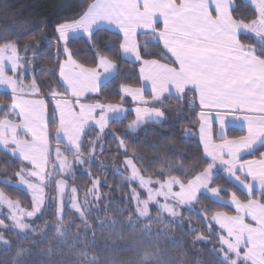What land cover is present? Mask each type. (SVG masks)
<instances>
[{
    "label": "trees",
    "instance_id": "1",
    "mask_svg": "<svg viewBox=\"0 0 264 264\" xmlns=\"http://www.w3.org/2000/svg\"><path fill=\"white\" fill-rule=\"evenodd\" d=\"M95 1L0 0V46H38L37 81L44 95L66 91L59 75L65 45L83 65L96 67L101 57L118 65V74L102 86L95 99L120 101L123 83L141 85L139 64L124 58L120 33L98 29L67 44L59 39L58 27L83 17ZM234 3L236 19L245 23L258 19L259 12L251 3ZM241 40L264 58V46L256 35L242 34ZM144 52L146 57H167L159 44L154 53ZM12 102L13 95L0 90L1 117L10 114ZM158 104L171 107L165 109L167 118L162 122L147 121L132 130V110L127 117L113 120L105 131L91 127L80 151L67 150L72 156L69 169L63 171L52 152L48 165L52 182L48 181L45 202L32 219L27 215L35 212V194L22 179L28 175L36 179L34 166L0 145V192L22 208L15 218L10 206L0 199L4 227L0 229V264H254L226 244L214 220L217 213L232 210L229 204L207 193H200L189 206L176 198L174 192L204 173L212 160L206 156L200 138L198 115L180 97L167 96ZM245 133L244 129L231 128L229 136ZM263 153L264 144L244 158L261 157ZM128 179L133 181L131 185ZM216 185L230 187L223 191L227 200L234 192L242 199L248 197L223 173L215 177ZM148 187L165 190L167 199L158 195L151 201ZM133 188L140 211H147V215L136 212ZM254 197L264 203V191L256 190ZM61 200L65 206L62 225L56 219ZM76 202L91 208L86 221L67 208ZM98 220L106 226H99ZM21 224L25 226L21 228Z\"/></svg>",
    "mask_w": 264,
    "mask_h": 264
},
{
    "label": "crops",
    "instance_id": "2",
    "mask_svg": "<svg viewBox=\"0 0 264 264\" xmlns=\"http://www.w3.org/2000/svg\"><path fill=\"white\" fill-rule=\"evenodd\" d=\"M234 6L231 1L218 0H96L83 17L60 25L58 35L67 44L75 37H89L98 29L120 33L123 56L139 64L144 83V91L123 83L120 86L123 98L129 95L133 103L144 106L146 122H162L167 118L165 107L155 106L167 96L180 97L198 118L201 113L219 112L212 120L215 126L222 122L226 129L223 143L231 145L229 152L238 160L264 144V123H251L240 117L264 110V58L242 42V34H253L248 30L251 23L236 19ZM146 34L150 35L151 53L159 44L166 59L144 55L142 37ZM65 55L59 74L65 90L68 75L82 78L84 70L97 72L93 79L98 82L92 85L89 100L119 71L116 62L107 57H101L96 67H89L78 62L70 49ZM106 71L102 78L101 73ZM154 97L156 102L151 101ZM106 102H110H103L106 106L114 104ZM115 114L116 109L110 110L104 128L92 127L107 130ZM231 128L244 129L246 133L230 137ZM251 131L256 133L254 143L243 147L240 140ZM199 133L201 136L200 127Z\"/></svg>",
    "mask_w": 264,
    "mask_h": 264
},
{
    "label": "rangeland",
    "instance_id": "3",
    "mask_svg": "<svg viewBox=\"0 0 264 264\" xmlns=\"http://www.w3.org/2000/svg\"><path fill=\"white\" fill-rule=\"evenodd\" d=\"M218 1L234 3V0ZM246 1L259 12L258 19L249 24L248 30L255 34L258 43L264 46V0ZM144 36L147 37L144 40L146 41L144 50L148 53L152 52L149 44L150 35ZM64 51L65 54L69 51L67 45H65ZM38 58L39 48L36 44H31L27 48H21L16 44L0 46V90L10 92L14 97L10 114L7 117L0 116V145L33 164L32 166L35 165L32 175L36 179H30V175L27 179H22L35 194V208L43 206L45 189L49 185L48 183L52 182V174L48 175L51 170H48L46 165L52 152H54L56 162L64 171L69 169L72 163V156L68 155L67 150L80 151L87 130L92 126L104 128L107 118H110L108 115L110 110L116 109V114L111 119L114 120L127 117L129 110L132 109L135 113V117L129 124V128L132 130L142 126L148 119L144 118V106L133 103V98L126 94L121 101L113 102V105L108 106L103 102H110L95 98L89 100L88 93L93 94L92 85L98 82L93 79L94 73H97L95 71L84 70L82 78L68 75V88L65 92L56 91L50 96L44 95L37 81ZM106 73L107 71L101 73V77L103 78ZM137 88L144 91V83H141ZM151 101L156 102V97ZM2 108L3 105L0 104V110ZM162 108L164 107L162 106ZM167 108L171 107L166 106L164 109ZM257 111L240 117L251 123H264V110ZM219 114V112L201 113L198 118V126L201 128L200 137L206 156L212 160L211 166L174 194L178 201L188 206L200 193H207L229 204L232 210H225L214 216L216 224L224 235V241L232 250L241 252L254 264H264V203L260 198L254 197L256 190L264 191V155L236 160L229 152L231 145L223 143L226 129L222 122L219 121V127V125L215 126V120H212L215 119L213 115ZM254 134L256 133L251 131L249 136H244L245 139L240 140L241 143H244L243 147L251 146L254 143ZM259 144L261 143H258V146ZM219 173H223L237 184L247 193L248 197L242 199L238 193L234 192L227 200L223 191L229 190L230 187L213 186V181ZM60 183L61 187H64V183ZM52 187L54 188V186ZM152 188H149V193L152 196L150 197L151 201H156L158 195L167 199L168 193L165 190L157 191ZM1 198L3 204L10 206L16 218V214H19L22 208L17 204L10 203L0 192ZM2 226L3 222L0 220V229L4 228Z\"/></svg>",
    "mask_w": 264,
    "mask_h": 264
},
{
    "label": "snow or ice",
    "instance_id": "4",
    "mask_svg": "<svg viewBox=\"0 0 264 264\" xmlns=\"http://www.w3.org/2000/svg\"><path fill=\"white\" fill-rule=\"evenodd\" d=\"M127 183H129L130 185L133 183V181L131 179H128L126 181ZM131 191L133 192V195H132V202H133V205L136 206V212L140 215V216H144V215H147V211H144V212H141L139 207H138V204H139V201L137 200V196H138V193H136L135 189H131ZM97 200H99V196L96 197ZM98 207V205H96ZM64 204H63V200H61L60 202V208H59V211L57 212V215H56V219L59 220L61 222V225L63 224V217H64ZM67 208L73 212L78 219L82 220V221H86L87 220V216L88 214L91 212V208H85V207H81V205L76 202V203H69L67 205ZM40 212V208L37 207L35 209V212H32V213H29L28 214V218L29 219H32V218H35V215L38 214ZM21 219H23V217H21ZM131 219V217H130ZM110 223H115V221H111ZM97 224L101 227H104L106 226L104 221H99L97 222ZM25 225L24 224H21L20 227L23 228ZM57 232H60L61 229L59 226H57L56 228ZM92 235H94L95 233L92 232L91 233Z\"/></svg>",
    "mask_w": 264,
    "mask_h": 264
}]
</instances>
